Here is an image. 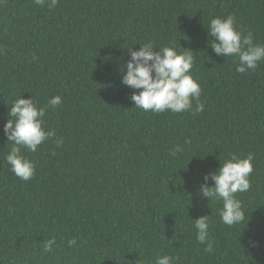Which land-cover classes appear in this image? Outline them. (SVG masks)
Segmentation results:
<instances>
[{
	"label": "trees",
	"instance_id": "16d2710c",
	"mask_svg": "<svg viewBox=\"0 0 264 264\" xmlns=\"http://www.w3.org/2000/svg\"><path fill=\"white\" fill-rule=\"evenodd\" d=\"M229 15L264 45V0H0V264H264V61L239 73L237 57L214 53L209 22ZM148 41L193 52L202 112L135 107L122 72L127 48ZM20 96L62 98L44 117L55 137L22 150L28 181L5 159ZM229 153L255 157L250 190L236 193L246 217L232 226L201 192ZM201 216L211 251L196 240Z\"/></svg>",
	"mask_w": 264,
	"mask_h": 264
},
{
	"label": "clouds",
	"instance_id": "9594fccd",
	"mask_svg": "<svg viewBox=\"0 0 264 264\" xmlns=\"http://www.w3.org/2000/svg\"><path fill=\"white\" fill-rule=\"evenodd\" d=\"M34 2L41 7L47 4L52 8L56 6L58 0ZM238 27L234 15L211 19L207 29L209 37L212 38L210 47L217 56L237 57L239 61L237 72L255 71L259 63L264 61V45L254 43L253 34L249 32L244 35ZM140 46L139 50L127 48L130 60L126 64V70L122 72L121 79L123 85L136 90L131 95L135 107L153 113L202 112L204 110V104L200 102L202 88L198 79L191 74L195 61L193 52L184 49L178 51L174 46L161 48L151 41ZM154 48H158L159 51H155ZM61 103L60 96L52 97L46 105H40L32 96L28 99L20 96L12 103L3 129L7 141L12 144L5 159L11 166L10 170L19 179L28 181L34 177L35 165L23 155L22 150L35 152L38 146L55 137L54 131L46 130L44 117L49 108H55ZM55 143L60 147L63 139H56ZM182 150L181 146H176L170 151V155L175 157ZM254 159L252 153L247 154L246 158L229 153V158L217 171L204 176L202 195L209 201H223L219 215L226 225L232 226L246 217L242 202L236 197V193L250 190ZM209 179L214 182V186H208ZM208 221L209 216H201L195 220L196 240L206 245V251H211ZM55 243V238L47 240L43 245V252L51 253ZM75 244V239L68 241L69 247ZM178 260V256L162 255L156 257L154 264H177Z\"/></svg>",
	"mask_w": 264,
	"mask_h": 264
}]
</instances>
